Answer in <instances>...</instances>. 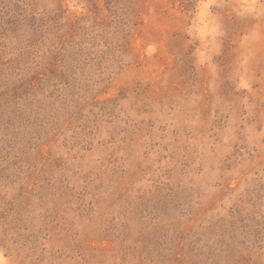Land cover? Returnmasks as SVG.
Here are the masks:
<instances>
[{
	"label": "rangeland",
	"instance_id": "374dc122",
	"mask_svg": "<svg viewBox=\"0 0 264 264\" xmlns=\"http://www.w3.org/2000/svg\"><path fill=\"white\" fill-rule=\"evenodd\" d=\"M0 264H264V0H0Z\"/></svg>",
	"mask_w": 264,
	"mask_h": 264
}]
</instances>
